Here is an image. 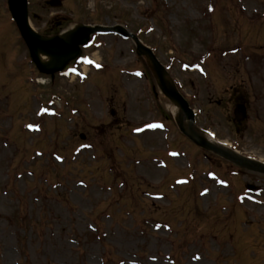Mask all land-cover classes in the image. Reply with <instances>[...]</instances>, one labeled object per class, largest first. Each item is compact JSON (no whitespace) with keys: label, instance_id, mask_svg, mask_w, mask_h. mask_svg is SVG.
Returning a JSON list of instances; mask_svg holds the SVG:
<instances>
[{"label":"rangeland","instance_id":"rangeland-1","mask_svg":"<svg viewBox=\"0 0 264 264\" xmlns=\"http://www.w3.org/2000/svg\"><path fill=\"white\" fill-rule=\"evenodd\" d=\"M62 1L60 7L52 8L45 0H29L33 34L42 38L75 24L119 22L153 49L174 80L183 82L185 95H193L191 106L198 113V126L229 140L243 155L264 159L263 58L258 70L250 71L251 77L238 67H249V53H254L249 47L264 37V0ZM7 5L8 0H0V146H7L4 156L0 147V173L5 170L12 180V172L25 170L38 149L55 150L62 162L45 151L34 158L38 159V176L29 178L24 173L22 183L15 187L0 185V264H170L169 259L179 254L178 245L185 240L190 241L183 246L182 260L174 264H264V175L239 170L209 152L208 157L175 136L167 102L160 93V101L153 97L151 74L145 57L136 54L133 40L93 35L92 45L78 53L88 58L76 65L78 76L66 77L59 71L50 77L39 72L30 58L4 8ZM56 19L61 20L60 25ZM254 19L259 20V26L249 24ZM224 34L231 35V42L242 36L240 43L231 44L238 46L240 56L238 51L229 52L231 45L224 46ZM222 45L226 51L218 47ZM199 61L200 74L205 76L188 70L191 66L180 69L182 62ZM94 62H101L107 72L93 70ZM135 70L143 73L138 75ZM144 71H148V79ZM118 74L123 79H118ZM130 77L132 82H128ZM255 90L262 92L261 100ZM238 96L244 97L249 109L248 119L236 132L230 100ZM49 100L52 104L47 107ZM43 108L56 110V115L41 114ZM110 111L115 114L113 121ZM164 116L171 119L164 121L168 132L130 133L133 126ZM27 122L45 126L41 125L39 134L22 133ZM82 134L84 139L79 137ZM117 137L121 141L115 144ZM163 140L167 148L176 147L180 153L179 158L167 160L165 168L152 158L162 150ZM199 152L200 161L196 158ZM188 157L193 164L184 169ZM210 164L219 172L234 173L220 174L230 180L228 186L206 178ZM201 168L204 173L197 174ZM183 172L186 177L196 173L199 181L191 183L194 189L181 186L171 190L177 198L170 213V207L163 206L168 195L158 196L166 193L165 185L156 186L155 181L171 182ZM5 179L0 176V183ZM198 187L208 190L207 195L199 196ZM241 193L255 202L240 197L220 219L224 211L218 210L215 202H228ZM117 199L121 207L127 206L122 201L128 202L129 215L118 211ZM147 209L156 220H148ZM241 211L249 226H238ZM168 212V220L177 215L176 223L164 217ZM105 216L108 218L103 220ZM140 219H146L145 223L140 224ZM212 234L224 241L222 249ZM201 237L207 250L200 251ZM230 238L237 242L234 255L227 244Z\"/></svg>","mask_w":264,"mask_h":264},{"label":"water","instance_id":"water-1","mask_svg":"<svg viewBox=\"0 0 264 264\" xmlns=\"http://www.w3.org/2000/svg\"><path fill=\"white\" fill-rule=\"evenodd\" d=\"M50 3L56 4V1L52 0V1H50ZM24 4H25V0H11V5H12L11 9H12L13 16L16 18L17 23H18L24 37H26L30 47L33 48L34 46H36V45H33L34 41L39 42L38 44H44V43L41 41H38L35 38H33L32 36H30L28 30L26 29L25 24H24V20H25V5ZM88 32H89V29L86 30L85 35ZM56 41H58V39H56ZM56 41L45 42V45L50 44L53 46L56 43ZM59 43L60 42L58 41V44ZM154 64H155V66H154L155 70H156L157 75L160 79L161 87H162V90L164 91V93L175 101H181V99L178 96V94L176 93V91H174V89L169 84H167L163 81V79H162L163 71H162L161 67L156 63V61H154ZM186 116L189 120L192 118L191 114H189L188 111L186 112ZM179 124H181V123L179 122ZM190 125H191V122H190ZM191 129L189 128V131H188L189 133L187 132V135L192 140H194L196 143L198 142L199 145H202V146H204L210 150H213V151L221 154L222 156H225L226 158L230 159L231 161H234L237 164L248 167V168H250V170L251 169L258 170V171L262 170L264 172V165L259 164V163L254 162V161H251V160H248V159H245V158H242V157L239 158L238 156H236V155H234L228 151H225L221 148L210 145V144L206 143V141H204L200 137L195 136L193 130H191Z\"/></svg>","mask_w":264,"mask_h":264},{"label":"bare ground","instance_id":"bare-ground-1","mask_svg":"<svg viewBox=\"0 0 264 264\" xmlns=\"http://www.w3.org/2000/svg\"><path fill=\"white\" fill-rule=\"evenodd\" d=\"M75 28H76V25L72 26L70 29L62 31L61 37L64 40L70 41V39H71L70 33ZM38 43L39 42L34 41L33 45H36V46H34V52L37 56V59L39 61L40 66L47 68V69H54V68L60 66L65 61L70 59L72 57V55L74 54V52L64 51V50H62V48H55L52 46L51 47L50 46H41ZM168 106H169V110L172 113H174L175 108L171 105H168ZM204 135L206 136L207 140H210L211 142L225 148L228 151L230 150V145L228 144V142H218L215 138L212 139L207 134H204ZM262 161H264V160H262Z\"/></svg>","mask_w":264,"mask_h":264},{"label":"snow or ice","instance_id":"snow-or-ice-1","mask_svg":"<svg viewBox=\"0 0 264 264\" xmlns=\"http://www.w3.org/2000/svg\"><path fill=\"white\" fill-rule=\"evenodd\" d=\"M57 159H59V157H57Z\"/></svg>","mask_w":264,"mask_h":264}]
</instances>
